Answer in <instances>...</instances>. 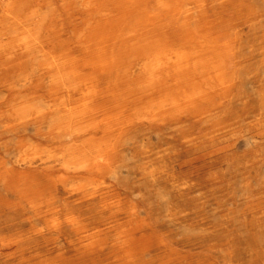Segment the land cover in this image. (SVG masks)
Wrapping results in <instances>:
<instances>
[{
	"label": "bare ground",
	"instance_id": "obj_1",
	"mask_svg": "<svg viewBox=\"0 0 264 264\" xmlns=\"http://www.w3.org/2000/svg\"><path fill=\"white\" fill-rule=\"evenodd\" d=\"M52 1L0 0V78L12 94L1 103L7 117L19 119L12 127L47 126L15 142L26 170L0 163V190L15 195L14 202L1 195L0 201L20 208L28 225L51 223L53 235L69 227L89 240V254L104 253L105 264H145L151 244L138 237L131 212L106 180L126 172L142 185L173 188L167 186L170 138L152 143L147 127L169 129L185 144L191 139L184 122L195 118L212 143L236 140L238 133L248 150L264 145V0H68L59 11ZM43 88L59 96L46 100ZM35 138L50 146L33 145ZM59 190L68 193L61 205ZM240 215L229 209L221 222ZM166 218L171 222L172 214ZM257 218L248 230L259 239L247 246L244 264H264V214Z\"/></svg>",
	"mask_w": 264,
	"mask_h": 264
},
{
	"label": "rangeland",
	"instance_id": "obj_2",
	"mask_svg": "<svg viewBox=\"0 0 264 264\" xmlns=\"http://www.w3.org/2000/svg\"><path fill=\"white\" fill-rule=\"evenodd\" d=\"M55 1L57 2L56 6L58 7V11H59V9L61 8L60 3L68 1V0H61V1L53 0L52 2H55ZM62 18H64V16ZM3 82H4L3 79L0 78V107H1L0 108V124H1L0 125V143H1L0 144V163L5 165L7 168L9 167L15 173H17L19 171L26 170V168L21 163L22 162L21 158H19V154L17 152V149L15 148V142L18 140V138L26 139V138H29L35 135L38 132H46L47 126L43 125L42 128H38L37 124L35 125L31 124V126L30 125L24 126L25 128L21 126H17L16 128L12 127L14 124L15 125L18 124L19 119L15 120L14 118L7 117V112H6L7 108L4 104L1 103L3 97L7 94L6 92H4ZM26 85L28 87V84ZM46 88H43V90L40 91V94L46 100H49L53 97L56 98L59 96L56 93H51V92L46 91ZM28 92H30V90L27 89L26 93ZM47 96H50V97H47ZM11 97H12L11 93L7 94V99H11ZM194 121H196L195 118L184 122V125L186 126L187 130L190 133L189 138L191 139L190 141L191 143L188 142L189 144L181 143L179 139L177 138V136L174 133L170 132L169 129L155 128V127L146 128L147 132L150 135L149 137H151L152 139V140L150 139L152 143H155L156 139L160 137L170 138L169 145L171 146V149L172 148L173 149L170 150V157L168 159L169 161L167 160L166 162L168 165V175H169L167 186L172 185L173 188L166 187L167 189H162V188L159 189V186L149 187L150 185H147V184L142 185L138 182H134V179L130 175V173L127 174L126 172H123L122 174H120V176L119 175L116 176V178L109 177L111 179L108 178L106 180V185L111 187L118 194V197L120 201L122 202V205L124 206V208L127 211H130L131 214L133 215V216L131 215L133 219L132 225L135 228H137L138 237H142L143 235L142 238L146 239L151 244L150 251L143 256V261L145 262V264H146V261H147V264H244L245 259H247V255H246L247 246L251 242L257 241L259 239L252 232H249L248 230L249 225L257 217L264 214L263 212L264 211V200L259 203L256 202L255 200L257 197L264 196V169H263L264 161H262L264 159V152H262L264 151V145L262 146L257 145L258 147L255 146L252 150H248L245 143L239 138L238 133L236 134V140L234 139L229 142H213L212 143L205 138L206 130H204L202 125L199 122L195 123ZM3 122H5V124ZM253 128L254 127H248V128H245V130L248 129L249 131L253 133H259V131H257L258 130L257 128H254V129ZM175 137H176V141H174ZM32 142H33L32 143L33 145L37 147L39 146V148L40 147L44 148V146L45 147L50 146V144L43 138H35L33 139ZM190 145H192L193 147ZM25 146L27 147L28 144H26ZM54 146L55 145L53 144L52 147ZM26 147H23V150L26 149ZM259 163L261 165H259ZM33 172L34 173L37 172L41 175H44L46 177H52V178H56L59 175L57 171L53 170L51 172H46V171H42L40 168L33 169ZM122 175L123 177H121ZM173 175L175 176V178ZM207 177L209 180H207ZM119 181L122 182L123 186H121L122 184ZM241 182H242V185H241ZM118 185L122 188L120 189ZM124 186L125 188H123ZM248 188H249V191H248ZM251 188L252 190H250ZM148 192L151 195H149ZM160 194H163L165 197H167L166 204H162L160 202V198H159ZM167 194H169L170 196ZM226 194H229V195H226ZM0 195L2 196V198H5V200H9V202L15 201L14 191L12 190L11 191L0 190ZM66 195L68 196V193L63 192L62 190L58 191L57 197L59 200L58 203L60 205L67 198ZM78 197L68 199V201H75V200L79 201L81 196H78ZM236 200H238L239 202H237ZM213 201L215 202L216 205L214 204ZM230 203L231 204L233 203V204L231 205ZM81 207H82L81 209L82 210L84 209L85 211L88 205H83ZM166 208L168 211L166 210ZM229 209L240 213L242 216L240 215V217H238L239 220L237 218L236 220H231L230 223L228 222L224 224L222 223L223 221L221 222L222 220L221 216ZM213 210H214V213H213ZM220 210H221V213H219ZM0 211H2L0 212V264H50L54 260L59 261V264H105L106 263L104 253L100 255H97L96 253H95L96 255L89 254L85 246L89 243V240L82 241V239H80V237L76 235L69 227H62L60 229L59 234L57 233L53 235L51 231V226H52L51 223H43L42 221H37L36 223L34 222L28 225L29 222H27L26 220L28 215L23 213L20 208L12 207L0 201ZM252 211L256 212L255 214L256 217L255 215H252ZM166 212H168L170 216L172 214L171 222L167 221L168 219L166 218ZM83 215L85 217H89L90 213L86 211L83 213ZM256 220L258 222H263V219L257 218ZM21 222L23 223L21 224ZM192 227L194 228V230ZM38 228L40 229L38 230ZM34 230L36 232H40V233L42 232V233L41 234L36 233ZM202 231L204 233H202ZM168 233L171 235H169ZM208 234L210 237L208 236ZM34 235H37V236H34ZM205 237L206 239H204ZM153 238L154 240H152ZM35 246H37L38 248ZM29 250H32L30 251L32 252L31 254ZM163 250L165 253L163 252ZM157 254L158 256H156ZM78 257H79V260H78ZM155 257L156 259H158L157 261ZM151 258H153V260ZM241 258L242 260H239Z\"/></svg>",
	"mask_w": 264,
	"mask_h": 264
}]
</instances>
